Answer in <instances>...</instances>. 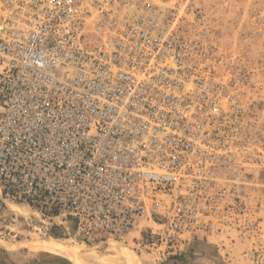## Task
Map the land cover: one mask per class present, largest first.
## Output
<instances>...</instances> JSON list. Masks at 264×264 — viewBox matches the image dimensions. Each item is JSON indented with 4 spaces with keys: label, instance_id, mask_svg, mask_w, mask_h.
<instances>
[{
    "label": "built area",
    "instance_id": "1",
    "mask_svg": "<svg viewBox=\"0 0 264 264\" xmlns=\"http://www.w3.org/2000/svg\"><path fill=\"white\" fill-rule=\"evenodd\" d=\"M199 1L0 0V195L81 244L150 221L144 249L239 202L214 174L256 121Z\"/></svg>",
    "mask_w": 264,
    "mask_h": 264
},
{
    "label": "rangeland",
    "instance_id": "2",
    "mask_svg": "<svg viewBox=\"0 0 264 264\" xmlns=\"http://www.w3.org/2000/svg\"><path fill=\"white\" fill-rule=\"evenodd\" d=\"M199 5L216 32L218 53L229 59L226 80L236 85L256 121V142L247 155L214 174L218 187L236 181L239 202L224 199L199 219L196 232L144 249L139 232L159 229L150 221L122 242L81 244L44 229L49 225L32 209L0 195V264H75L77 259L80 264H264V0H200ZM53 243L75 259L46 248Z\"/></svg>",
    "mask_w": 264,
    "mask_h": 264
},
{
    "label": "bare ground",
    "instance_id": "3",
    "mask_svg": "<svg viewBox=\"0 0 264 264\" xmlns=\"http://www.w3.org/2000/svg\"><path fill=\"white\" fill-rule=\"evenodd\" d=\"M44 248H45V246H44ZM46 248H48V250H50L51 252H53V253H55V254H65L66 256H68V257H73L72 256V254H70L68 251H66V250H64V247L61 245V244H57V243H53L52 245H48V246H46ZM68 248V247H67ZM70 249V248H69ZM81 249V248H80ZM71 250H74V249H71ZM79 250V249H78ZM83 250V249H82ZM86 250H88L87 248H86ZM81 251V250H80ZM90 251V250H89ZM71 252V251H70ZM76 252V251H75ZM79 251H77L76 252V254L78 253ZM83 252V251H82ZM74 253V252H73ZM87 253V251H85V254ZM90 253L91 252H89V257H90ZM130 255V254H129ZM78 256H83V254L82 255H80V254H78ZM77 255H76V257H78ZM92 256V255H91ZM135 256V255H134ZM133 257V256H132ZM73 259H75V257H73ZM78 260V259H77ZM77 260H73L74 261V263L75 264H80ZM83 263V262H82ZM81 263V264H82ZM84 264V263H83Z\"/></svg>",
    "mask_w": 264,
    "mask_h": 264
},
{
    "label": "crops",
    "instance_id": "4",
    "mask_svg": "<svg viewBox=\"0 0 264 264\" xmlns=\"http://www.w3.org/2000/svg\"><path fill=\"white\" fill-rule=\"evenodd\" d=\"M195 232H196V230H195ZM208 238H209V235L207 236ZM212 237V236H211Z\"/></svg>",
    "mask_w": 264,
    "mask_h": 264
}]
</instances>
